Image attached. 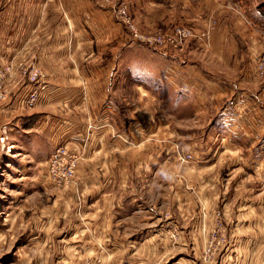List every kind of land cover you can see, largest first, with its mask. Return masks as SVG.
<instances>
[{"label": "rangeland", "instance_id": "374dc122", "mask_svg": "<svg viewBox=\"0 0 264 264\" xmlns=\"http://www.w3.org/2000/svg\"><path fill=\"white\" fill-rule=\"evenodd\" d=\"M93 2L114 10L127 36L149 50L176 55L252 90L264 86V21L249 15L255 9L264 12V0H204L199 4L163 0L164 14L150 25L141 21L147 13L135 10L146 11L143 0ZM120 6L145 41L134 37L126 20L117 18L115 11ZM186 17L196 20L199 30L177 23ZM177 26L197 32L172 43L168 35ZM212 36L222 41L220 53L231 60L223 69L212 52L216 49V45L211 47ZM105 56L109 59L110 53ZM32 65H22L18 79L33 86L31 72L35 69L38 80L43 81L44 74ZM238 71H246L247 79L253 80L245 83ZM7 76V68L0 67L4 87L0 103L11 96L5 85ZM43 94L29 108L36 107ZM112 94L126 120L142 121L130 123L131 135L139 139L150 130L142 136L148 140L144 147L153 145L154 135L162 132L164 138L177 139L178 145L170 157L151 163L150 170L140 172L137 167L142 159L132 160V169H136L127 174L126 187H122V179L116 180L118 174L102 175L110 184L98 191L81 185L91 182L88 176L94 161L103 160L100 154L88 155L91 141L80 145L77 140L49 142L32 136L43 147L30 155L23 146V141L30 140L20 136L19 142L11 136L10 123L0 125V264H264L263 170L248 167L245 151L226 150L219 140L211 144L214 155L204 161L192 159L186 152L208 143L207 134L214 132L211 123L218 118L219 106L211 100L208 109L195 114L187 110L173 117L158 98L152 94L145 97L130 84L113 86ZM56 106L50 111L58 110ZM77 106L76 110L68 106L61 110L62 118H70L72 112L84 115ZM148 121L155 129L146 126ZM46 142L51 145L50 154L42 156ZM64 146L67 159L53 163L57 148ZM130 151L139 154L138 145H132ZM156 166L159 168L154 169Z\"/></svg>", "mask_w": 264, "mask_h": 264}, {"label": "crops", "instance_id": "0c3cea01", "mask_svg": "<svg viewBox=\"0 0 264 264\" xmlns=\"http://www.w3.org/2000/svg\"><path fill=\"white\" fill-rule=\"evenodd\" d=\"M143 1L146 11L134 9L139 14L147 13L141 19L144 24H155L164 14L163 0ZM178 1L199 4L204 0H171ZM99 5L93 0H0V67L7 68L5 85L11 92L10 98L0 103V125L10 123L14 132L11 136L19 142L20 136L27 137L30 141H23V146L30 155L39 150L38 146L43 147L34 136L49 142L77 140L80 145L91 141L88 155L100 154L103 160L94 161L95 167L88 176L91 182L81 185L102 191L110 184L102 175L118 174L116 180L122 179V187H126L127 174L136 169H132V160L142 159V165L137 167L140 172L150 170L151 163L170 157L178 140L164 138L162 132L160 136L154 135L153 145L144 147L148 140L142 136H147L149 129L139 139L130 134L132 122L137 125L142 121L126 120L112 94L113 86L123 88L125 83L137 87L145 97L154 95L173 117L187 110L195 114L217 104L220 111L211 123L214 132L212 136L207 134L208 143L194 147V141L186 152L192 159L204 161L214 155L211 144L219 140L226 150L240 154L245 151L248 167L264 172V86L252 90L176 55L149 50L127 36L114 10ZM249 12L255 21L258 19L254 15L264 21L256 9ZM177 23L200 28L196 20L187 17ZM214 41L212 36L211 47L216 45L212 52L222 68L231 60L220 53L222 41ZM22 65L43 70L46 91L42 102L34 108H26L23 102L32 84L18 79ZM238 73L245 83L252 79H247L246 71ZM77 104L84 115L78 117L72 112L70 118L63 119L61 110L67 106L76 110ZM55 105L58 110L50 111ZM32 123L35 124L30 127ZM147 123L155 129L152 122ZM88 124L93 126L91 130L87 129ZM90 131L92 135L84 139ZM49 142L42 156L50 154ZM136 143L139 154L130 151Z\"/></svg>", "mask_w": 264, "mask_h": 264}, {"label": "built area", "instance_id": "2783aa9c", "mask_svg": "<svg viewBox=\"0 0 264 264\" xmlns=\"http://www.w3.org/2000/svg\"><path fill=\"white\" fill-rule=\"evenodd\" d=\"M116 16L117 18L120 20H122L124 22V20H126V24L125 26L132 31L134 37H137L138 34L136 32V28L134 27V25L131 23V21L127 20V13H126V9L124 7H119L116 8ZM129 18V17H128ZM125 23V22H124ZM197 32V31H195ZM194 30L189 29L185 26H177L174 30L170 31L169 35H168V40L172 43L174 42H182L184 40V38L186 39V37H189L193 34H195ZM204 33V31L202 32ZM204 35V34H203ZM139 37V41L141 42L142 40L145 41V39ZM142 39V40H140ZM137 40V39H136ZM166 54V53H165ZM39 72H35V69L33 72H31L30 74V80L32 82H34V85L32 86L30 92L27 95L26 100L24 101V105L26 108L32 107L34 105V103L37 101L38 97L40 94H43V91L46 89V84L42 79H39ZM4 87L3 84L0 82V100H2V98L4 97ZM1 140H4V136L1 137ZM62 159H67V150L66 147H58L56 152L54 153L53 156V163H58V161L62 160ZM71 169V165L68 166V171L70 172ZM50 172V169H49ZM64 178L66 179L67 176L64 174Z\"/></svg>", "mask_w": 264, "mask_h": 264}, {"label": "trees", "instance_id": "16d2710c", "mask_svg": "<svg viewBox=\"0 0 264 264\" xmlns=\"http://www.w3.org/2000/svg\"><path fill=\"white\" fill-rule=\"evenodd\" d=\"M256 12L262 19H264V12L263 11L257 9Z\"/></svg>", "mask_w": 264, "mask_h": 264}]
</instances>
